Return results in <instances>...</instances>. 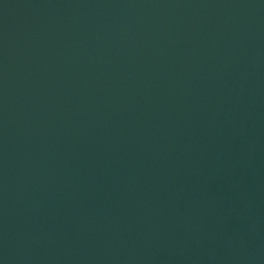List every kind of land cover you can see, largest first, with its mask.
Returning a JSON list of instances; mask_svg holds the SVG:
<instances>
[{
  "label": "water",
  "instance_id": "1",
  "mask_svg": "<svg viewBox=\"0 0 264 264\" xmlns=\"http://www.w3.org/2000/svg\"><path fill=\"white\" fill-rule=\"evenodd\" d=\"M0 264H264V0H0Z\"/></svg>",
  "mask_w": 264,
  "mask_h": 264
}]
</instances>
